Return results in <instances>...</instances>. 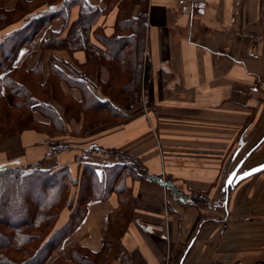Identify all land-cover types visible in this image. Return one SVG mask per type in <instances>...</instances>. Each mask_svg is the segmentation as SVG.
<instances>
[{
    "label": "crops",
    "instance_id": "crops-1",
    "mask_svg": "<svg viewBox=\"0 0 264 264\" xmlns=\"http://www.w3.org/2000/svg\"><path fill=\"white\" fill-rule=\"evenodd\" d=\"M4 1L8 7L13 2ZM78 10L71 8L69 21ZM117 15L116 6L98 13L90 44L106 50ZM53 54L83 69L92 61L84 49ZM144 54L141 100L127 101L123 118L83 133L80 114L65 119L57 135L26 129L4 136L0 167L40 161L46 168L67 165L75 176L76 157L111 165L115 157L102 151L118 150L137 159L142 176L125 177L132 216L120 235V254L107 264H179L182 256L181 264L264 262V170L224 190L239 160L244 158L239 171L264 161V0H146ZM47 57L41 58L44 68ZM104 57L90 80L83 76L85 87L100 99L111 100L112 94L124 109L129 92L123 84H108L112 74ZM60 87L74 101L81 99L79 87ZM195 192H204L206 202L186 198ZM120 206L115 192L91 199L62 243L64 254L73 243L98 251L106 217ZM69 215L63 209L55 227Z\"/></svg>",
    "mask_w": 264,
    "mask_h": 264
},
{
    "label": "trees",
    "instance_id": "trees-1",
    "mask_svg": "<svg viewBox=\"0 0 264 264\" xmlns=\"http://www.w3.org/2000/svg\"><path fill=\"white\" fill-rule=\"evenodd\" d=\"M102 1L101 7L91 0H13L8 7L0 0V137L17 135L26 129L57 135L65 119L78 118L80 114L85 118L84 133L107 120L97 117L96 112L106 111L123 118L125 109L130 108L127 101L141 100V83L147 78L146 0ZM75 5L79 7L78 17L69 21ZM113 6L118 8V27L107 39L109 45L103 51L90 44L89 29L100 11ZM56 22L59 27L53 28ZM75 49L85 50L92 60L89 68L78 67L62 57L57 59L53 54L54 50L71 53ZM43 54L48 56L45 68ZM103 55L112 74L108 84H123L129 92L130 100L123 98L124 109L119 102L114 104L112 94L111 100L100 99L85 87L83 76L90 80V71L99 65L98 59L105 58ZM62 82L79 87L81 99L74 101L63 92ZM102 152L114 156L116 161L100 166L76 157L80 171L75 176L67 165L46 168L40 161L0 167V264H107L120 254V235L132 216V199L124 180L126 176L142 175L136 158L115 149ZM166 187L174 190L168 182ZM111 192L120 196L121 206L106 217L101 248L89 252L73 243L68 255L64 254L62 243L82 220L87 203ZM186 198L206 202L204 192ZM65 208L70 210L69 218L55 227Z\"/></svg>",
    "mask_w": 264,
    "mask_h": 264
},
{
    "label": "water",
    "instance_id": "water-1",
    "mask_svg": "<svg viewBox=\"0 0 264 264\" xmlns=\"http://www.w3.org/2000/svg\"><path fill=\"white\" fill-rule=\"evenodd\" d=\"M244 161V158H242L237 165L230 171V173L227 175L225 181H224V190L227 189L229 186L236 184L238 181L242 180L243 178H246L252 174H255L257 172H260L264 170V161L252 166L250 168L240 170V167ZM245 173H248V175H245ZM183 257L180 259L179 264L182 263Z\"/></svg>",
    "mask_w": 264,
    "mask_h": 264
},
{
    "label": "rangeland",
    "instance_id": "rangeland-1",
    "mask_svg": "<svg viewBox=\"0 0 264 264\" xmlns=\"http://www.w3.org/2000/svg\"><path fill=\"white\" fill-rule=\"evenodd\" d=\"M127 98L130 100V96H127ZM97 114H98V116L97 117H99V118H107V120H105V121H109L111 118H113V117H115L113 114H110L109 112H106V111H100V112H96ZM99 120V119H98ZM105 121H103V122H105ZM102 121H100L99 123H103ZM4 136H15V135H10V134H5V135H2L0 138H2V137H4ZM0 142H1V139H0ZM4 160L1 158L0 159V163H2ZM239 162V161H238ZM237 162V163H238ZM237 163H236V165H237ZM235 165V166H236ZM31 193H37V191L36 192H31Z\"/></svg>",
    "mask_w": 264,
    "mask_h": 264
},
{
    "label": "snow or ice",
    "instance_id": "snow-or-ice-1",
    "mask_svg": "<svg viewBox=\"0 0 264 264\" xmlns=\"http://www.w3.org/2000/svg\"><path fill=\"white\" fill-rule=\"evenodd\" d=\"M245 175H248V173H245Z\"/></svg>",
    "mask_w": 264,
    "mask_h": 264
},
{
    "label": "flooded vegetation",
    "instance_id": "flooded-vegetation-1",
    "mask_svg": "<svg viewBox=\"0 0 264 264\" xmlns=\"http://www.w3.org/2000/svg\"><path fill=\"white\" fill-rule=\"evenodd\" d=\"M240 161V160H239Z\"/></svg>",
    "mask_w": 264,
    "mask_h": 264
}]
</instances>
